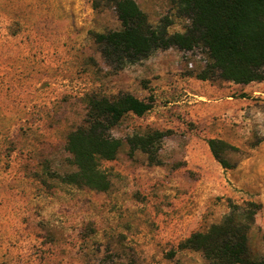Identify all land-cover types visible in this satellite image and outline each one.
Masks as SVG:
<instances>
[{"label": "rangeland", "instance_id": "obj_1", "mask_svg": "<svg viewBox=\"0 0 264 264\" xmlns=\"http://www.w3.org/2000/svg\"><path fill=\"white\" fill-rule=\"evenodd\" d=\"M135 1L152 26L189 25L178 0ZM121 28L106 0H0V264H210L179 243L248 201L260 206L248 256L264 258V81L197 79L201 45L110 64L95 36ZM126 93L152 108L111 130L122 145L101 161L109 188L62 182L89 97ZM134 134L154 136L152 158L130 148ZM214 138L234 147L232 167L213 156Z\"/></svg>", "mask_w": 264, "mask_h": 264}, {"label": "trees", "instance_id": "obj_2", "mask_svg": "<svg viewBox=\"0 0 264 264\" xmlns=\"http://www.w3.org/2000/svg\"><path fill=\"white\" fill-rule=\"evenodd\" d=\"M106 1L114 6L122 26L95 36L106 62L122 66L158 49L188 51L201 45L207 50L208 62L196 74L197 79L219 78L237 84L264 81V0H178V12L187 17L189 25L183 32L173 33L168 32L170 21L165 17L150 25L135 0ZM151 108V97L139 99L128 93L114 98L90 96L85 119L67 135L66 149L75 168L58 178L95 191L107 190L110 180L101 161L113 160L122 145L111 130L127 113L142 116ZM154 136L134 134L126 142L152 158ZM208 145L224 168L232 167L224 154L234 147L215 138L209 139ZM230 206L221 223L212 224L205 232H193L178 248L198 251L210 264H264V258L248 256V231L260 206L252 201Z\"/></svg>", "mask_w": 264, "mask_h": 264}]
</instances>
